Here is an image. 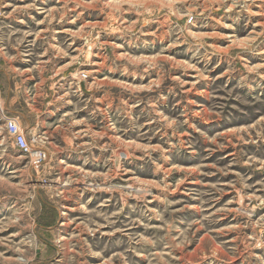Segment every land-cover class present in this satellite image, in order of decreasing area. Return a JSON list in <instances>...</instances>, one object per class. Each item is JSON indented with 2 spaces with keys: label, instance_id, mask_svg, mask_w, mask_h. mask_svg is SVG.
I'll return each instance as SVG.
<instances>
[{
  "label": "rangeland",
  "instance_id": "1",
  "mask_svg": "<svg viewBox=\"0 0 264 264\" xmlns=\"http://www.w3.org/2000/svg\"><path fill=\"white\" fill-rule=\"evenodd\" d=\"M0 264H264V0H0Z\"/></svg>",
  "mask_w": 264,
  "mask_h": 264
},
{
  "label": "built area",
  "instance_id": "2",
  "mask_svg": "<svg viewBox=\"0 0 264 264\" xmlns=\"http://www.w3.org/2000/svg\"><path fill=\"white\" fill-rule=\"evenodd\" d=\"M7 129L9 135L13 138L16 148L26 155H32L34 148L28 141L26 134L19 128L16 122H8Z\"/></svg>",
  "mask_w": 264,
  "mask_h": 264
},
{
  "label": "bare ground",
  "instance_id": "3",
  "mask_svg": "<svg viewBox=\"0 0 264 264\" xmlns=\"http://www.w3.org/2000/svg\"><path fill=\"white\" fill-rule=\"evenodd\" d=\"M79 3V2H78ZM64 15V14H63ZM98 25V24H97ZM62 33V32H61ZM79 35V34H78ZM105 44V43H104ZM103 44V45H104ZM81 51V50H80ZM95 66H100V64L99 63H95ZM91 72V71H90ZM74 76V75H73Z\"/></svg>",
  "mask_w": 264,
  "mask_h": 264
}]
</instances>
